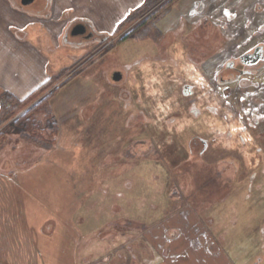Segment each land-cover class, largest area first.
Here are the masks:
<instances>
[{
	"label": "rangeland",
	"instance_id": "obj_1",
	"mask_svg": "<svg viewBox=\"0 0 264 264\" xmlns=\"http://www.w3.org/2000/svg\"><path fill=\"white\" fill-rule=\"evenodd\" d=\"M5 1L0 96L11 89L25 96L47 70L50 82L0 122V223L12 215L13 222L41 226L44 236L31 247L1 241L0 264H264V161L241 146L237 116L223 108L234 88H217L214 69L201 70L220 47L217 29L208 18H186L167 30L194 0H58L52 9L32 5L49 15L41 18ZM168 8L160 30L146 21L145 34L118 42L142 11L158 16ZM79 18L110 35L83 60L91 45L58 38ZM114 70L122 75L118 82ZM69 78L46 100L52 111L45 105L36 114L51 146L24 139L26 127L36 126L21 124L30 109ZM193 137L208 143L203 153L199 144L189 147ZM52 234L54 242L41 246Z\"/></svg>",
	"mask_w": 264,
	"mask_h": 264
},
{
	"label": "flooded vegetation",
	"instance_id": "obj_2",
	"mask_svg": "<svg viewBox=\"0 0 264 264\" xmlns=\"http://www.w3.org/2000/svg\"><path fill=\"white\" fill-rule=\"evenodd\" d=\"M18 1L21 2V0ZM234 1L242 4L241 9L235 8L232 0H194L187 16H182L174 27L167 30L177 29L186 18H197L203 21L208 18L215 25L216 34L220 38V47L210 56L204 57L201 70L214 69L212 80L217 88L225 90L234 88L231 92L233 98L225 97L227 101H231V104H225L223 108L230 109L237 116L241 126L238 134L241 146L248 145V151L251 152L252 157L258 155L259 161H264V0H253L247 3H244V0ZM35 2L36 0H33L25 6L28 7ZM157 11L152 12L151 15L142 11L138 22L127 27L125 32L136 27V31L141 30V33L145 34L146 21L152 22L153 30H160L158 24L161 18L157 14L154 15ZM77 25H83L84 32L72 35L71 31ZM148 27H151L150 24ZM68 35L77 38L73 43L78 46L91 45L84 56H91L98 52L109 42L110 37L107 32L96 29L88 18L77 19L74 25L66 30L65 40ZM114 72L120 73L114 70L112 74ZM183 94L186 96L191 94L190 85H184ZM243 134L251 141L249 144ZM188 144L189 147L194 144L197 147L199 144L201 146L199 152L203 153L208 143L201 137H193ZM235 153H237L236 150ZM236 156L239 157L238 153Z\"/></svg>",
	"mask_w": 264,
	"mask_h": 264
},
{
	"label": "crops",
	"instance_id": "obj_3",
	"mask_svg": "<svg viewBox=\"0 0 264 264\" xmlns=\"http://www.w3.org/2000/svg\"><path fill=\"white\" fill-rule=\"evenodd\" d=\"M53 1H58V0H36V2L33 3L32 5H37V6L39 5L40 8L46 7V8L52 9L54 7ZM60 1H65L66 2V0H60ZM5 2H7L8 9H12L15 12L22 13L24 16L28 15V16L33 17V18H38V17L41 18V17H48L49 16V15L47 16V14H46V16L45 15L42 16V14L40 15L39 14L40 12L38 10L37 11L33 10V6L32 5L26 7L25 5H22L21 2H20L19 4H20L21 7H18L19 4L17 5L16 0H6ZM47 2H49V3H47ZM50 14H52V12ZM51 17H52V15H51ZM89 20L95 25V23L91 19H89ZM66 28H67V26H66ZM65 32H66V29L64 30V28H63L61 30L60 36H58V38L59 39L61 38L60 40L63 41V42L67 41V42H71L72 43L73 42L72 41L73 36L68 35L66 40H65V38H64ZM56 38H57V36L55 37V39ZM71 43H67V44L71 45ZM86 58H87V56H86ZM44 63L46 64L47 67H49V65H50V61L49 60H45ZM43 67H45V66H43ZM47 71L49 72V70H47ZM47 71H45V73H44V75L46 77L45 80H47V78L49 77V73ZM44 81H40L39 84L36 87H34V89L32 88L33 90H31L25 96H23L22 94L17 95V93H16L17 91L12 90V89L10 90V92L13 93L16 97L22 99V98L28 96L32 91H34ZM20 91H22V90H20ZM19 93H21V92H19ZM59 135H60V127H59ZM55 149L56 148H54V150ZM51 153H52V151H51ZM50 156H51V160L53 161L54 165L58 164L57 160L52 157V154ZM0 177L2 179H4V176L1 173H0ZM12 198L15 199V200H20L21 199L20 195L16 194V193H13ZM17 216H15V218ZM13 221H14V217H12V215H8L7 224L1 225V223H0V242L4 241L6 243V244H4L6 247H11V246L15 247L18 244H21L18 247H31V246H37V242H43L42 239H43L44 236L42 234L41 226L38 227L37 225L35 226V225H31V224L30 225H26V224H23L22 222H18L17 223V222H13ZM56 227H55V229H56ZM46 230H47V227H46ZM75 230L77 231V233L79 232V229H77V226L74 229H72V231H75ZM39 237H41L42 239H38ZM44 240H45L46 244L42 243L41 246H47V244H49V241L54 242L53 234L50 235V236L46 235ZM0 246H3V243L0 244ZM39 246H40V244H39ZM8 256L6 258L3 257L2 259H8ZM46 263L47 264H79V259H52V261H47ZM123 264H126V262L123 263ZM131 264H141V262L138 261V259H131Z\"/></svg>",
	"mask_w": 264,
	"mask_h": 264
},
{
	"label": "trees",
	"instance_id": "obj_4",
	"mask_svg": "<svg viewBox=\"0 0 264 264\" xmlns=\"http://www.w3.org/2000/svg\"><path fill=\"white\" fill-rule=\"evenodd\" d=\"M146 2V0L144 1ZM143 2V3H144ZM142 3V5H143ZM142 5L138 8L140 9L142 7ZM169 11V8L168 10H166L164 12L163 15H160L159 14V18H162L166 15V13ZM136 33V27H133L129 33L123 35L119 40L118 42H121L123 40H125L127 37H129L130 35L132 34H135ZM86 56H84L81 60L85 59ZM66 69V68H65ZM65 69H62L61 71H64ZM69 69H66L65 71H68ZM50 80V78L44 83V84H41L39 85L34 91H32L28 96H26L25 98H18L16 97L15 95H13L12 93H9V92H3L0 96V122L1 121H4V120H7V119H10L11 117L14 116L15 114V111L18 110V108L25 104L28 100L32 99L37 93H39L41 91V89H44L45 88V85H47V82ZM71 80V78L67 79L66 81H64L60 86H58V88H56L55 90H53L50 94H49V98H47V96L45 97V99H40L39 100V103L37 104V107L39 105H41L37 110L36 108L37 107H34L32 109H30V111H34L33 113L29 114L27 116V113H24L22 116L23 118L24 117H28L26 119H24L21 124L23 122H26V123H29L30 121L34 122L36 126L34 127H30V126H27L26 129L27 131H25L24 133H22V136L24 139L30 141V142H33V143H37L39 145H42L43 147L47 148L48 146H51L49 145V141L45 140L43 138V136L40 134L39 130L37 128L38 127V124H40L39 120H37V112L42 108V106H49V109L50 111L51 110V106H50V101L49 103H46V100L49 99L56 93V90H60L62 89L67 83H69V81ZM50 82V81H49ZM44 87V88H43ZM29 112V110L27 111ZM52 113V112H51ZM20 119V118H18ZM18 119L16 121H18ZM25 124V123H24ZM125 226H127V224H125Z\"/></svg>",
	"mask_w": 264,
	"mask_h": 264
},
{
	"label": "water",
	"instance_id": "obj_5",
	"mask_svg": "<svg viewBox=\"0 0 264 264\" xmlns=\"http://www.w3.org/2000/svg\"><path fill=\"white\" fill-rule=\"evenodd\" d=\"M33 0H21V4L22 5H29ZM84 32V27L83 25H77L75 27H73L71 34L72 35H78ZM112 80L117 82L121 79V74L119 72H114L112 74Z\"/></svg>",
	"mask_w": 264,
	"mask_h": 264
}]
</instances>
